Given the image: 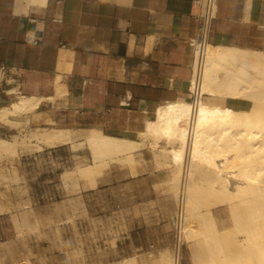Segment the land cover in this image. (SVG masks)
I'll use <instances>...</instances> for the list:
<instances>
[{"label": "crops", "instance_id": "0c3cea01", "mask_svg": "<svg viewBox=\"0 0 264 264\" xmlns=\"http://www.w3.org/2000/svg\"><path fill=\"white\" fill-rule=\"evenodd\" d=\"M200 12V0H0V106L15 89L46 99L29 124L133 137L160 106L192 102ZM210 44L264 52V0H219Z\"/></svg>", "mask_w": 264, "mask_h": 264}, {"label": "bare ground", "instance_id": "6f19581e", "mask_svg": "<svg viewBox=\"0 0 264 264\" xmlns=\"http://www.w3.org/2000/svg\"><path fill=\"white\" fill-rule=\"evenodd\" d=\"M7 92L14 99L0 106V123L15 128L39 115L45 98L21 95L15 89ZM217 97L231 101L227 106L210 101ZM156 110L138 134L167 155L170 189L182 204V233L195 243L197 264H264V52L208 43L195 102H168ZM72 130L51 128L46 146L70 142ZM17 136H0V151L44 148L42 138L22 142ZM160 140L176 145L161 147ZM83 145L92 162L63 176L76 173L95 185L101 168L129 160L143 143L92 127L84 140L73 143L75 148ZM222 204L228 208L227 226L218 223L212 211ZM171 258L164 260L174 264ZM129 262L125 258L115 264Z\"/></svg>", "mask_w": 264, "mask_h": 264}, {"label": "rangeland", "instance_id": "374dc122", "mask_svg": "<svg viewBox=\"0 0 264 264\" xmlns=\"http://www.w3.org/2000/svg\"><path fill=\"white\" fill-rule=\"evenodd\" d=\"M29 123H0L6 127L2 137L42 138L44 144L39 151H0V264H115L125 258L129 264H168L164 259L173 256L182 204L170 189L172 172L161 148L135 133L131 138L148 151L101 168L92 185L76 173L63 176L92 162L86 145L73 146L88 129H74L70 142L48 147L44 140L58 126ZM160 141L161 147L176 145ZM212 211L218 223L228 225L226 204ZM180 221L182 264H197L195 243L184 238Z\"/></svg>", "mask_w": 264, "mask_h": 264}, {"label": "built area", "instance_id": "2783aa9c", "mask_svg": "<svg viewBox=\"0 0 264 264\" xmlns=\"http://www.w3.org/2000/svg\"><path fill=\"white\" fill-rule=\"evenodd\" d=\"M201 12L198 16V35L191 39L190 44L194 49V61L192 65V79H191V94L194 101L198 97L200 79L205 62V51L207 44L210 43V37L212 33L213 23L216 19L218 12L219 0H200ZM178 219V238L173 249V263L182 264L183 260V242L181 241V219Z\"/></svg>", "mask_w": 264, "mask_h": 264}]
</instances>
